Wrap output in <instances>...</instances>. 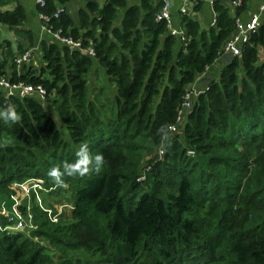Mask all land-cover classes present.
<instances>
[{
  "label": "trees",
  "instance_id": "16d2710c",
  "mask_svg": "<svg viewBox=\"0 0 264 264\" xmlns=\"http://www.w3.org/2000/svg\"><path fill=\"white\" fill-rule=\"evenodd\" d=\"M84 1L78 26L65 11L51 24L91 45L94 57L52 43L42 46L43 66L21 72L15 60L33 44L20 28L24 12L0 9V23L26 41L15 50L0 41V75L43 85L46 101L55 93L67 130L35 96L0 93L1 110L14 105L20 116L0 119V199L14 182L36 178L49 188L67 185L72 202L69 221L37 216L33 232L64 248L63 256L54 261L43 243L0 229V264H264V22L198 96L182 132L168 137L187 86L218 57L247 0L234 15L228 0H215L216 24L208 30L182 15L188 42L176 53L178 39L156 19L161 0ZM45 2L38 9L52 14L54 0ZM93 58L108 78L94 93ZM82 144L92 157L102 154L104 165L57 185L49 170L75 163ZM162 145L163 157L146 160ZM8 222L0 216L2 228ZM79 246L88 254L71 256Z\"/></svg>",
  "mask_w": 264,
  "mask_h": 264
},
{
  "label": "built area",
  "instance_id": "2783aa9c",
  "mask_svg": "<svg viewBox=\"0 0 264 264\" xmlns=\"http://www.w3.org/2000/svg\"><path fill=\"white\" fill-rule=\"evenodd\" d=\"M38 8L40 10L45 7V0H35ZM199 0H182L180 12L182 14H186L188 8L191 4L197 3ZM215 0H212V3ZM162 5L160 11L156 15L157 20L165 21L168 31L171 35H174L180 42V44L184 47L188 42V37L186 35V31L183 27L174 28L172 26V15L170 12V1L169 0H161ZM242 4V0H228V5L232 9H235L239 5ZM38 9V18L42 24V28L49 33L54 39L58 42L71 47L72 49L79 51L88 56L94 57L95 52L93 47L83 46L81 40H76L72 38L69 34H64L61 28L54 29L52 27V20L57 19L60 15L65 11L62 7H57V9L52 14H47ZM264 13V0L258 7V11L253 13L250 19L247 22H242L238 16L235 17V29L231 33V35L226 39V41L222 45V49L218 57L212 62L211 65L207 66L204 72L198 74L193 82H191L186 89L184 94L182 103L178 109L177 118L174 124L169 127L168 137L170 135H174L176 133H181L183 130L184 122L187 115L192 111L195 101L198 96L205 90L201 89L199 86V80L204 78L206 74L213 69H220L225 64H227L231 59L235 57H239L243 45L247 43L252 33L256 31V29L261 24V16ZM216 24V14L211 21L210 26H214ZM32 49L25 51L24 53L18 55L15 60L16 66L20 67L21 65L28 63L32 57ZM0 93L3 95L5 99H23L30 96H35L39 101L47 100V92L43 85H33L29 83H25L23 81L12 82L8 79L7 76L0 75ZM159 158L163 157L164 148L163 145L160 146L155 152ZM189 155H193V151H188ZM30 181L39 182L41 180L36 178L29 179ZM27 180V181H29ZM42 182V181H41ZM27 184V183H26ZM35 184V183H34ZM15 227H12L14 226ZM23 226L21 220H17L16 222L9 221L6 226L2 228L0 225V229L2 230H11V228H17Z\"/></svg>",
  "mask_w": 264,
  "mask_h": 264
},
{
  "label": "rangeland",
  "instance_id": "374dc122",
  "mask_svg": "<svg viewBox=\"0 0 264 264\" xmlns=\"http://www.w3.org/2000/svg\"><path fill=\"white\" fill-rule=\"evenodd\" d=\"M33 48V45H30L27 49L24 48L22 53ZM42 57V55H41ZM35 55L33 54L31 57V61L34 60L35 64L33 69H38L39 67L44 65L43 60L38 62L36 61ZM38 59V58H37ZM96 63V61H94ZM220 69H213L212 73H208L204 78L199 80V86L201 89H205L210 81L216 78L219 74ZM91 72L88 76V84L90 91L93 90L94 93L98 86H100L101 81L99 83L92 82L93 76H91ZM101 75L100 73H97ZM103 84H101L102 86ZM56 98L55 93L49 95L50 101H44V108L47 113L50 114L53 119L56 121L57 127L62 130V132H66V128L64 124L59 119L57 112L55 110V106L53 104L54 99ZM1 110V108H0ZM155 151H148L145 155L146 160L154 157ZM144 161V164L147 161ZM143 164V167H144ZM31 178L23 179L22 181L14 182L11 186L12 193L8 197H3L0 199V216L7 219V221L16 222L17 220H21L23 226L17 228H11L13 231H20L29 239H32L34 242H41L46 246V251L48 255L56 261L57 257L60 255L63 256L64 248L57 247L50 243L49 241H44L37 235H33V232L39 230V220L48 219V221L57 223L59 221H69L70 212L72 209L71 202V194L67 191V185L61 188H49L46 187L44 182L41 181H30ZM29 180V181H27ZM27 183V184H26ZM35 183V184H34ZM37 209V213L35 210ZM34 210V211H33ZM24 214H23V213ZM43 214L45 216H43ZM42 215V216H40ZM37 222H36V221ZM12 227H15L12 226ZM69 245L65 246L68 249ZM84 247H77L75 253H71L73 257H85V254H88V250L83 249ZM72 250V249H68ZM60 259V258H59Z\"/></svg>",
  "mask_w": 264,
  "mask_h": 264
},
{
  "label": "crops",
  "instance_id": "0c3cea01",
  "mask_svg": "<svg viewBox=\"0 0 264 264\" xmlns=\"http://www.w3.org/2000/svg\"><path fill=\"white\" fill-rule=\"evenodd\" d=\"M104 1L105 0H100L99 4L103 5ZM140 1L141 0H130L129 4H138L140 3ZM169 1H170V12L172 15V26L174 28L182 27L181 25L182 15H187L197 20L202 30H208L211 27L210 24L215 14L212 0H199L197 3L191 4L186 14H182L180 12L182 0H169ZM262 1L263 0H247L245 8L237 14L239 19L244 23L247 22L250 19L251 15L258 11V7L262 3ZM54 2L57 7L64 8L65 12L72 18L75 25L78 26L79 22H78L77 13L80 9H85L86 2L84 0H65L64 2H59L58 0H54ZM16 5H19L24 12V22L20 28L24 34L31 35L33 40V44H32L33 48L31 49L35 57L38 58V59L36 58L37 62L38 60L39 61L42 60L41 57L42 46L52 43L58 45L61 49L63 48V46H66L58 42L42 28V24L38 18V5L36 4L35 0H17L11 4L0 6V9L12 10L13 8L16 7ZM230 13L231 15H234V9L230 10ZM121 18L122 16L120 14L116 19V24H119ZM261 22H264V13L261 16ZM80 33H82V31H80ZM2 40H8L9 42H11L14 50L19 43L26 44V41L23 39V36L18 35L14 29H10L8 26L0 23V41ZM28 47L29 46L25 48L27 49ZM179 47H180V42L178 40L176 45L174 46L175 53L178 51ZM68 48L70 50L72 49L71 47ZM30 61L28 63L21 65L20 67H17V71L21 72L26 67L33 68L32 66H34L35 61L32 60L31 63ZM94 61H96V63ZM212 71L213 70H210L208 73H212ZM96 72L100 73L101 75L96 74ZM91 73H92L91 76H93L91 80L92 82L94 83L95 82L99 83V81L108 82L105 69L94 58H93Z\"/></svg>",
  "mask_w": 264,
  "mask_h": 264
},
{
  "label": "clouds",
  "instance_id": "9594fccd",
  "mask_svg": "<svg viewBox=\"0 0 264 264\" xmlns=\"http://www.w3.org/2000/svg\"><path fill=\"white\" fill-rule=\"evenodd\" d=\"M0 119L5 121L15 122L20 119L14 105H9L6 109L0 110ZM77 160L73 164L64 163L63 171L60 167H53L49 170L48 176L57 184L62 185L64 183V176H85L90 170L94 168L95 171L99 172L101 167L104 165V157L102 154H96L92 157L89 154L87 144H82L79 150L76 152Z\"/></svg>",
  "mask_w": 264,
  "mask_h": 264
},
{
  "label": "water",
  "instance_id": "95a60500",
  "mask_svg": "<svg viewBox=\"0 0 264 264\" xmlns=\"http://www.w3.org/2000/svg\"><path fill=\"white\" fill-rule=\"evenodd\" d=\"M169 32V31H168ZM71 50H74V49H71Z\"/></svg>",
  "mask_w": 264,
  "mask_h": 264
}]
</instances>
